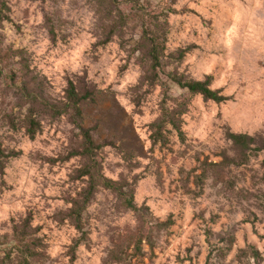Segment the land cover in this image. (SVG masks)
<instances>
[{
    "label": "rangeland",
    "instance_id": "374dc122",
    "mask_svg": "<svg viewBox=\"0 0 264 264\" xmlns=\"http://www.w3.org/2000/svg\"><path fill=\"white\" fill-rule=\"evenodd\" d=\"M3 1L10 19L0 22V264H264V153L224 170L205 166L233 154L228 131L264 133V0H150L159 13L173 9L153 86L140 29L130 24L100 44L93 0ZM28 65L51 102H64L69 79L92 91L83 125L104 144L97 169L133 191L137 210L100 187L77 229L72 200L88 184L80 170L93 162L71 155L82 140L68 114H42L41 130L27 133L29 104L9 76L19 82ZM172 72L210 76L228 99L180 89ZM165 105L179 113L183 136L167 123L155 141L152 124Z\"/></svg>",
    "mask_w": 264,
    "mask_h": 264
},
{
    "label": "trees",
    "instance_id": "16d2710c",
    "mask_svg": "<svg viewBox=\"0 0 264 264\" xmlns=\"http://www.w3.org/2000/svg\"><path fill=\"white\" fill-rule=\"evenodd\" d=\"M95 4L96 14L102 21L103 39L100 44H107L115 37H123V31L131 24L133 27H138L141 31V37L138 45L144 50L147 60L150 65L147 69L145 77L150 85L158 84L160 80V70L163 65L165 57V43L167 41V13L173 9L169 7L168 10L159 11L152 10L150 0H93ZM7 3L0 0V22L10 19L6 11H9ZM1 58V57H0ZM31 69L28 65L25 77L17 82L16 74L11 71L10 80L15 84L16 88L20 91L22 99L29 104L28 113L25 117V126L27 133L31 137L41 130V116L42 114H50L54 117L68 114L73 123L79 129L81 137V149H74L71 153L73 156L82 155L88 158L93 163L85 165L80 170L79 177H87L88 184L83 189L81 196L72 200V208L70 216L75 221L77 229L82 230L81 216L83 210L91 202L94 194L100 187L108 188L118 192L124 197V204L129 209L137 210L134 203V194L132 190L125 191L126 185L118 181L104 177L97 169L96 156L98 150L104 146L99 144L94 138L92 128L83 125V104L90 100L93 96L92 91L83 90L78 87L73 79L68 80V87L66 88L65 100L60 105L57 102H51L44 95V88L37 83V77L31 75ZM169 80L180 89L187 90L191 94H200L207 100L216 102H223L228 99L218 89L211 87V77L207 76L203 80H196L186 78L178 73H170ZM40 105L43 106L40 108ZM177 112L171 111L166 105L163 107L162 116L155 121L152 126L154 129L155 141L163 140V130L167 123H170L179 130L181 136L183 132L180 130ZM227 140L231 145L233 154L222 152L223 159L220 162H206L205 166L209 169L215 168L224 170L231 164L236 166L246 165L250 162L253 156L264 153V133L255 135L247 133H236L232 131L227 132ZM2 164V163H1ZM3 167V166H1ZM172 221L168 220L163 223L167 226ZM25 227L28 226V221L25 222ZM28 232L22 229L17 233L21 239L27 238ZM148 239V238H147ZM142 239L138 240L135 245L138 251H141ZM151 244V242L149 241ZM26 250L30 256L37 255V251L31 248V244L26 245ZM251 254L255 260L260 258V252L257 248L251 247ZM259 264V263H257Z\"/></svg>",
    "mask_w": 264,
    "mask_h": 264
}]
</instances>
